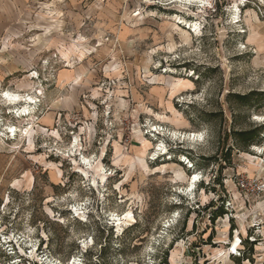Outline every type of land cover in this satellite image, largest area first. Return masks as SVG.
Returning <instances> with one entry per match:
<instances>
[{"label": "rangeland", "instance_id": "obj_1", "mask_svg": "<svg viewBox=\"0 0 264 264\" xmlns=\"http://www.w3.org/2000/svg\"><path fill=\"white\" fill-rule=\"evenodd\" d=\"M0 43V264H264V0H0Z\"/></svg>", "mask_w": 264, "mask_h": 264}, {"label": "bare ground", "instance_id": "obj_2", "mask_svg": "<svg viewBox=\"0 0 264 264\" xmlns=\"http://www.w3.org/2000/svg\"><path fill=\"white\" fill-rule=\"evenodd\" d=\"M187 1H189V2H191V0H187ZM196 1V0H195ZM197 29H195V31H196ZM196 33H197V31H196ZM4 98H5V100L7 101V102H9V105H15L16 106V104H17V102H19L20 100H21V96H19V95H16V94H13V93H10V92H6L5 94H4ZM28 102L30 103H34V98H28ZM35 103H36V100H35ZM28 113V110L26 109V108H24V110L23 111H21L20 113H19V115L21 116V117H24V116H26V114ZM14 132V131H13ZM199 136H197L196 134H193V135H189V140H193V141H196L197 140V138H198ZM185 138H186V135H185ZM197 182H199V176L198 175H195L193 178H190L189 179V182H188V189L191 191V192H193V190H194V188H195V184L197 183ZM124 219L127 221V222H131L130 224H129V226H131V225H133L134 223H135V218H134V216L132 215V213H127L126 215H125V217H124ZM122 219H119V221H121ZM121 227H122V223L120 222L119 224H118V230L119 231H123V229H121Z\"/></svg>", "mask_w": 264, "mask_h": 264}, {"label": "trees", "instance_id": "obj_3", "mask_svg": "<svg viewBox=\"0 0 264 264\" xmlns=\"http://www.w3.org/2000/svg\"><path fill=\"white\" fill-rule=\"evenodd\" d=\"M254 133V132H253ZM252 131L251 132H249V131H240V132H238L237 134H236V138H237V140L238 141H240L241 143H243L244 145H246V146H250V145H252V142L254 141V138L251 136L252 134ZM251 136V137H250ZM253 138V139H252ZM220 212V213H219ZM214 214H216L215 216H218L217 214H220V215H222L223 214V211H217V212H215ZM214 214H213V216H214ZM215 216L213 217V219L215 218ZM210 240H211V238H212V236L211 235H209V237H208ZM246 259H249L248 257H246Z\"/></svg>", "mask_w": 264, "mask_h": 264}, {"label": "built area", "instance_id": "obj_4", "mask_svg": "<svg viewBox=\"0 0 264 264\" xmlns=\"http://www.w3.org/2000/svg\"><path fill=\"white\" fill-rule=\"evenodd\" d=\"M200 182V181H199ZM248 180H245V179H241L238 183V186L241 188V189H245L247 187V184H248ZM248 260V259H247Z\"/></svg>", "mask_w": 264, "mask_h": 264}, {"label": "crops", "instance_id": "obj_5", "mask_svg": "<svg viewBox=\"0 0 264 264\" xmlns=\"http://www.w3.org/2000/svg\"><path fill=\"white\" fill-rule=\"evenodd\" d=\"M0 48H1V43H0Z\"/></svg>", "mask_w": 264, "mask_h": 264}]
</instances>
